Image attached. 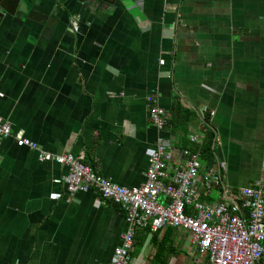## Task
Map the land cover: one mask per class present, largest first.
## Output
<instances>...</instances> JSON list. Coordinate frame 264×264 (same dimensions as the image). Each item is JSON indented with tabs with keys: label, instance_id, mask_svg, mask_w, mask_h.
I'll use <instances>...</instances> for the list:
<instances>
[{
	"label": "crops",
	"instance_id": "obj_1",
	"mask_svg": "<svg viewBox=\"0 0 264 264\" xmlns=\"http://www.w3.org/2000/svg\"><path fill=\"white\" fill-rule=\"evenodd\" d=\"M37 11L36 20H0V117L13 133L52 155L83 152L100 175L136 187L159 136L147 98L156 97L168 121L177 99L188 112L165 129L174 164L195 148L190 136L205 141L209 115L225 186L233 193L261 179L264 0H115L99 9L47 0ZM66 172L3 141L0 264L111 261L126 229L122 211L93 190L67 201L54 183ZM200 193L202 202L223 201L220 188ZM184 232L165 228L153 239L138 230L133 264H208Z\"/></svg>",
	"mask_w": 264,
	"mask_h": 264
},
{
	"label": "built area",
	"instance_id": "obj_2",
	"mask_svg": "<svg viewBox=\"0 0 264 264\" xmlns=\"http://www.w3.org/2000/svg\"><path fill=\"white\" fill-rule=\"evenodd\" d=\"M155 98L151 95L147 101L150 121L159 136L148 155L144 181L136 187H122L100 175L86 163L83 152L52 155L43 151L23 133H13L11 122L2 117L0 148L3 141L12 139L16 147L34 151L39 162L66 168V174L54 183L64 186L67 201L77 193L93 190L103 201L120 208L126 229L106 264H133L136 232L148 229L154 233L165 228L188 231L196 249L207 253L208 264H264V167L253 187L232 193L223 182L226 165L217 157L212 169L202 161L200 150H181L180 161L174 164L172 145L164 136L169 117ZM189 142L199 148L203 145L196 135L190 136ZM214 188L223 192L222 202L200 201L201 191L208 193ZM50 199L60 200L61 195L51 194Z\"/></svg>",
	"mask_w": 264,
	"mask_h": 264
},
{
	"label": "water",
	"instance_id": "obj_3",
	"mask_svg": "<svg viewBox=\"0 0 264 264\" xmlns=\"http://www.w3.org/2000/svg\"><path fill=\"white\" fill-rule=\"evenodd\" d=\"M47 0H0V20L5 15L35 19L42 15L37 11V8ZM79 2H91L96 9H99L102 4H111L115 0H78Z\"/></svg>",
	"mask_w": 264,
	"mask_h": 264
},
{
	"label": "trees",
	"instance_id": "obj_4",
	"mask_svg": "<svg viewBox=\"0 0 264 264\" xmlns=\"http://www.w3.org/2000/svg\"><path fill=\"white\" fill-rule=\"evenodd\" d=\"M187 110L182 108L181 104H179L178 100L171 105L169 114L171 116L170 120L167 121L166 127L171 130V128H176L179 123H178V118L181 115L187 114ZM204 126H205V141H203V145L201 148L195 146L192 152H195L197 149L200 150L201 158L203 162H206L207 165L210 163V161H213L214 159V148H213V142H214V131L212 129L211 124H209V115L204 117ZM158 232H154L153 234V239L156 237ZM145 234H148L149 231L148 229L144 230ZM165 263V262H164Z\"/></svg>",
	"mask_w": 264,
	"mask_h": 264
},
{
	"label": "rangeland",
	"instance_id": "obj_5",
	"mask_svg": "<svg viewBox=\"0 0 264 264\" xmlns=\"http://www.w3.org/2000/svg\"><path fill=\"white\" fill-rule=\"evenodd\" d=\"M214 164H215L214 161H210V163H209L208 165H206V167H207V168H212V169H213V168H215ZM204 165H205V164H204ZM223 174H224V173H223ZM184 236L186 237L185 241H187V238L189 237V233H188V232H187V233L184 232Z\"/></svg>",
	"mask_w": 264,
	"mask_h": 264
}]
</instances>
